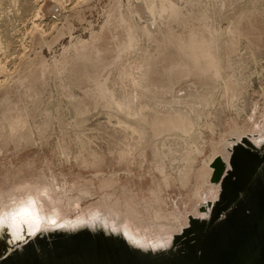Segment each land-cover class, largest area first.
I'll list each match as a JSON object with an SVG mask.
<instances>
[{
  "label": "rangeland",
  "instance_id": "obj_1",
  "mask_svg": "<svg viewBox=\"0 0 264 264\" xmlns=\"http://www.w3.org/2000/svg\"><path fill=\"white\" fill-rule=\"evenodd\" d=\"M77 1L38 0L41 16L20 3L0 7V30L19 36L8 37L11 43L4 37L9 42L0 47V192L46 188L61 211L58 222L49 224L35 213L6 216L0 203V252L9 248L7 237L47 236L50 226L90 219L97 211L112 208L134 217L128 204L142 211L146 202L156 207L157 196L166 214L161 222L175 223L170 213L176 212L181 228L130 233L151 242L172 237L190 216H206L199 212L206 202L202 193L219 189L210 183V165L230 153L231 143L224 141H264V0H227L226 8L218 0H177L187 13L177 18L169 15L176 0ZM148 10L165 17L156 28ZM124 26L133 32L130 49L105 51L112 34L125 36ZM222 28L225 47L215 41ZM146 29L151 36L140 40ZM212 34L211 57L199 65L217 64L224 80L207 66L193 68L179 47L191 35L211 40ZM180 62L192 67L190 75L176 69L168 78ZM136 80L143 83L137 105H110L102 89L126 101ZM177 106L209 112L203 124L189 114L191 132L182 134L174 127ZM187 151L193 155L180 174L178 160Z\"/></svg>",
  "mask_w": 264,
  "mask_h": 264
},
{
  "label": "water",
  "instance_id": "obj_2",
  "mask_svg": "<svg viewBox=\"0 0 264 264\" xmlns=\"http://www.w3.org/2000/svg\"><path fill=\"white\" fill-rule=\"evenodd\" d=\"M228 150L210 165L219 189L200 207L206 216L172 237L151 242L93 215L47 236L7 237L0 264H264V141L234 138Z\"/></svg>",
  "mask_w": 264,
  "mask_h": 264
},
{
  "label": "bare ground",
  "instance_id": "obj_3",
  "mask_svg": "<svg viewBox=\"0 0 264 264\" xmlns=\"http://www.w3.org/2000/svg\"><path fill=\"white\" fill-rule=\"evenodd\" d=\"M37 1L38 0H0V7H1V5H6L5 3L12 4V7H13V4L20 3L21 6H22V8L25 9L26 12L33 10L35 12V14L37 13L39 15V13H41L40 12V7H39L40 3H38ZM75 1H77V0H75ZM183 1H185V0H183ZM218 1H219V5H220L221 8L228 7L227 0H218ZM229 1L231 2L232 0H229ZM178 2L179 1L176 0L175 3H174L175 6L172 9L171 13L169 14L171 17L174 16V17L177 18V17L185 16L187 14V13H184L183 12L184 7H182ZM71 3H72V0H71ZM141 3H143V2L142 1H138V0H134V4L135 5L141 4ZM63 4H64V2H63ZM15 6L17 7V5H15ZM148 8L149 7H147V9ZM33 11H31L32 14L34 13ZM31 12L29 14H31ZM149 14H151V16H152V18L154 20V22H153L152 25H154L155 28L157 26L158 19L159 18H161V19L162 18H165L162 15H159V13H153V12H150L149 11ZM21 15H23V14L21 13ZM39 16H41V14ZM71 17H72V15H71ZM43 18L45 19V17H43ZM46 19H48V18H46ZM53 20H55V18ZM47 21H49V20H47ZM41 22H42V18H41ZM56 22H58V21H56ZM56 22H55V24H56ZM47 24H49V22ZM50 25H51V22H50ZM50 25H48V26H50ZM52 26H53V24H52ZM59 27H60V25H59ZM0 28H2V27L0 26ZM47 28L49 29V27H47ZM51 28H54V27H51ZM124 28H125V33L126 34H125V36L123 38H121L119 35L112 34V36H110L109 39L107 38L105 40L106 45L108 46V48L105 49V51H108V50L112 49L113 47H115V51H117V53H122V52L130 49L129 47L131 45V38L133 37V34H132L133 32L132 31H129V28H127V26H124ZM232 28H233V23L231 22V20H229L228 21V25H227V29H228V31L230 33L233 31ZM225 29L226 28H222L221 29V32H223V33L220 34V38H218V39L216 38V40H215L216 42L221 40L223 47L226 46V42H225V39H224L225 38V35H224V30ZM35 31H36V29H35ZM49 32H50V30H49ZM49 32H47V33H49ZM140 33H141V36H140L141 39L140 40H142L143 35H147L148 37H150L152 32H151V30L146 29L144 31H141ZM14 35H16V34L11 35V34H9V32L7 30H4V28L1 29L0 30V47H3L2 45L5 42L6 43L9 42L10 41L9 38L12 39L11 37L14 36ZM17 36L18 35H16V37ZM34 36H32V37H34ZM51 36H53V35H51ZM211 36L213 38L211 40H208L206 38L200 40V39H197L195 37V35H191L190 40L183 41L179 45V47L181 49L182 54L186 58H188V59H190V60L193 61V63H194L193 68L199 69L201 71H206V66H207L208 69H212L213 71H215V74L220 79H223L224 80L225 79V76L220 73L221 67L218 68V65L217 64L216 65H214V64L212 65V63H210V64L207 63V65L204 66V67H202V66L199 65L200 60H203V59H206V58L211 57V49H212V46L216 43V42L213 41L215 35L212 34ZM4 37L7 38V40H9V41H7L6 39L4 40L3 39ZM12 40L14 41V39H12ZM30 40H31V38H30ZM10 43H11V41H10ZM4 47H6V46H4ZM99 52H102V51H99ZM1 56H3V55H1ZM117 58H119V55L117 56ZM14 63H15V61H14ZM14 63H13V65H14ZM176 69H179L180 73H184V74H187L189 76L192 67L189 66L188 64L182 63V62L177 63L175 65H172L170 67L169 71H168V78L173 77V75L171 73H175L174 71ZM170 81H171V84H174V82L171 79H170ZM136 83H137V85H136V88L137 89H135V91L133 93L129 94V99H126V101H125V99H122V100L121 99H118L116 97V95L113 92H111L110 90H108V89H102V92H103L104 96L106 94L109 95L108 97H109V100H110V102H109L110 105H113V106H115L116 108H119V109H132L141 100V97H140V94H139L138 90L141 89L143 83H141V82H139L137 80H136ZM1 84L2 83L0 82V85ZM181 101H183V100H181ZM208 112H209V109L207 107H205L204 110L201 111L200 113H196L192 109L189 112V111H186V107L185 108H179V106H177V108L175 109V113H177L176 115H177V117H179V122L174 127L176 129L179 128L180 130H182L183 131L182 134H189L191 132V129L190 130L187 129V126H186V121L187 120H190L192 122V120H191L192 117H190L189 114L194 113L193 115H195L197 117V121L199 123H202L203 124L205 122V120H206V116H207V113ZM231 142H232V140L230 142L229 141H224V145L225 144L226 145H229ZM192 155L193 154L190 151H187V154L186 155H182L181 159L178 160L180 162H178L179 163V166L177 168H178V171L180 172V174L183 173L184 164L190 162V157H192ZM227 155L228 154L224 155V157L227 158L228 157ZM210 172H212L211 169H210ZM21 190H22V188H15V189L10 190V191H7V192H4V191L0 192V203H2V205L5 207V209H3V210L5 211V213L7 212L5 214L6 216H9V214L11 213L10 211H12L14 213L17 210H19L22 205H27L31 201V202H33L32 211H33V213H35V215L41 216L49 224H55L56 222H58V218L61 216V211L56 206V203L54 202L55 200L52 199L51 195L48 194V190L46 188L45 189L44 188H42V189H40V188H29V189H25L23 191L24 192L23 194L21 193L22 192ZM8 195H9V197L7 198ZM17 195H19V197H17ZM20 195H21V197H20ZM217 195H218V190L217 189L214 190L212 188H208L207 190H204L203 191L202 198L207 201L209 197H212V196L217 197ZM48 198L51 199V200H53V201H49ZM157 198H158V200H155L154 201L155 203H157V206L156 207H155V205L153 203H147L146 202V203L142 204L144 206L143 209H142V211H140L138 208H136L135 205L128 204L127 205V209L134 216V217H130V218H128L127 216H125V218H124V216L122 217L119 213L113 212V211H116V210H114L112 208H111V210H106L105 212H101V211H97V210H94V211H97V212H95V214H100L104 218L105 217L110 218L111 222H114L116 225H119V226L123 227L125 230L130 231L133 234H137V235L139 234L141 236L142 235L143 236L146 235L148 232H150L148 234H151L152 232L150 230V227L163 228V227H166V226H171L174 229L181 228L180 227L181 225H178V226L176 225L177 222H179L178 216H176V212H171L170 213V216H172V218L175 221V223L166 224V223H162L161 222L162 220H164V217H165L164 215H166V214L164 213V210H163V207H162V204H161V199L158 196H157ZM46 201H48V203H46ZM0 209H1V207H0ZM0 214H2V211L1 210H0ZM145 217H148L149 220L151 219L149 221V223L146 221V218ZM180 231L181 230H179L178 232H180Z\"/></svg>",
  "mask_w": 264,
  "mask_h": 264
},
{
  "label": "snow or ice",
  "instance_id": "obj_4",
  "mask_svg": "<svg viewBox=\"0 0 264 264\" xmlns=\"http://www.w3.org/2000/svg\"><path fill=\"white\" fill-rule=\"evenodd\" d=\"M32 205L33 202H29V204L27 205H22L20 207V209L17 212V216L20 217L21 219L25 218V217H31L34 215L33 211H32Z\"/></svg>",
  "mask_w": 264,
  "mask_h": 264
}]
</instances>
